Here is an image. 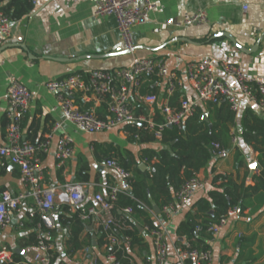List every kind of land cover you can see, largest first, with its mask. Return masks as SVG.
Masks as SVG:
<instances>
[{
  "label": "crops",
  "instance_id": "0c3cea01",
  "mask_svg": "<svg viewBox=\"0 0 264 264\" xmlns=\"http://www.w3.org/2000/svg\"><path fill=\"white\" fill-rule=\"evenodd\" d=\"M97 2L98 0H51L38 5L28 15L12 21L11 35L1 46L6 48L0 52V144L4 143L5 127L8 124L6 87L8 80L13 77L26 85L33 95L29 111L21 121L22 139L34 145L48 139L50 141L48 152L39 154L44 188L61 190L66 183L80 182V168L84 165L88 167V180L83 182L86 185V199L77 209L69 210L71 214L77 210L83 212L88 204L97 207L93 197L96 194L106 196L109 187L119 181L115 171L105 165L108 156L114 151L132 154L138 167L144 166L140 170L145 171L149 168L140 159L141 150L158 151L161 144L158 141L146 144L130 143L124 128L93 134L76 131L70 123L64 121L54 95L46 90L45 84L48 81L73 74L86 75L93 70L126 67L134 59L162 58L183 82L182 87L177 90L179 96L192 99L195 93L185 80V66L206 57L215 60L228 59L239 64L252 80L264 81L263 1L153 0L155 8L147 22L133 28L135 48L132 52L124 49L115 17L95 16ZM3 8H7V1L0 2V10ZM197 11H204L206 14L207 22L202 26H192L182 31L165 25L168 21L174 22ZM220 33L231 35L243 49L252 48L259 38L261 42L255 52L246 54L239 51L227 38L215 37ZM20 45H24L26 51ZM57 58L64 60L55 61ZM217 75L220 79L227 80L220 71ZM229 82L233 84L231 80ZM144 86V89L141 88L142 94L156 95L159 103L165 99L162 81L151 79L142 87ZM130 102L139 111H143L132 98ZM102 104L94 97L90 103L80 105L82 108L93 107L98 115ZM205 107L203 105L201 108ZM248 109L264 119L258 113L256 105L245 99L241 100L234 126L230 129V135L235 131L238 144L233 147L230 138L228 155L219 159L212 158L198 172L205 180L204 188L190 197L180 209L179 215L167 224L166 264L174 262L176 242L185 243L182 238L176 237L178 225L187 212L195 211L194 205L198 200L207 198L212 189L214 175L227 176L240 183L250 179L253 186L255 179L261 176L263 170L256 161L255 154L241 143L239 137L241 119ZM106 116L105 110L104 117ZM55 125L58 127L53 130ZM63 136L72 139L73 156L59 167L54 151ZM253 163H257L260 169L251 172L249 168ZM3 193L27 195L28 191L18 168L0 158V197ZM245 205L243 212L237 210L236 217L229 221L224 230L207 242L212 254L211 264H264V191L252 194L246 199ZM58 206V212L52 214L56 228V233L52 236L56 261L63 264H88L90 260H98L110 264L105 261L108 251L104 247L96 248V244L92 246V235L95 243L99 236L92 221H83L85 230L81 234L82 239L88 238L91 241V255L89 256V248L72 257L65 255L68 227L60 228L57 216L60 209L67 205ZM32 211V199L26 197L20 210L13 214L11 223L0 230V250L11 254V264L30 260L35 251L36 227L30 218ZM159 212L155 208L149 212L155 225L160 218ZM119 214L123 215L122 211ZM127 218L137 230L140 241L139 244H130L125 248L129 259L135 264H154V249L144 219L134 214ZM0 264L7 263L0 261Z\"/></svg>",
  "mask_w": 264,
  "mask_h": 264
},
{
  "label": "built area",
  "instance_id": "2783aa9c",
  "mask_svg": "<svg viewBox=\"0 0 264 264\" xmlns=\"http://www.w3.org/2000/svg\"><path fill=\"white\" fill-rule=\"evenodd\" d=\"M51 0H31L33 8ZM263 1L264 0H260ZM153 0H98L95 10L96 17L113 16L124 49L134 51L135 40L133 28L144 25L150 13L154 10ZM207 22L204 11L186 14L174 22L165 25L186 31L192 26H202ZM12 20L9 15L0 10V47L11 35ZM221 72L226 81L217 75ZM158 79L165 88V99L159 103L154 94H142L141 88L146 81ZM185 80L195 93L190 99L179 96L174 106L169 104L170 99L183 85L182 80L175 71H171L162 58L134 59L129 66L110 70H93L86 75L73 74L57 80L48 81L46 90L54 95L56 105L64 121L70 123L76 131L86 134L101 133L112 129H123L126 126H143L156 141L162 139V134L168 126L181 132L187 119L192 118L203 105H215L220 101H227L230 110L235 114L239 111L240 102L245 99L254 105L258 113L264 117V81H255L249 78L242 67L228 59L215 60L210 57L192 61L185 66ZM231 80L233 84L229 81ZM32 92L29 88L15 78H10L6 87V100L8 103V124L5 127L4 143L0 144V158L18 168L27 195H11L3 193L0 197V230L5 229L18 212L26 197L33 203L30 218L39 216L36 224V247L30 260L17 264H63L54 259L55 246L52 242L51 231L54 229L52 214L58 212L59 204H65L69 210L80 207L86 199V185L81 182L66 183L58 188H44L43 176L40 172L41 159L39 154L47 153L50 145L49 139L34 145L22 139L21 121L28 113ZM99 99L106 106V117L97 115L95 109L82 108L81 103H90L93 98ZM133 99L143 108L139 111L137 106L130 102ZM58 125L54 126L56 130ZM137 138V137H135ZM72 139L63 136L57 142L54 157L60 167L73 156ZM231 144H238L237 135L231 133ZM212 158L226 157L229 149L218 144H212ZM105 165L115 171L119 181L109 187L106 196L96 194L93 199L97 207H87L80 219L92 221L93 227L104 235L105 246L108 250L105 261L110 264H119L115 254L110 253L123 250L130 245L128 237H119L116 231H128L130 226L121 224L114 215L115 202L119 194L130 196L128 180L131 174L122 169L113 160H107ZM221 180H217L220 184ZM205 180L194 174L181 188L174 193L173 201L160 210V218L156 229L148 230L154 249V264L168 262L167 224L179 215L185 202L202 190ZM245 186H253L250 179L245 180ZM125 218L132 214L131 208L121 210ZM152 212V211H151ZM237 209H231L217 223L205 228L204 232L211 237H217L229 221L236 217ZM198 225L195 232L202 231ZM173 264H186L191 259L194 264H211L212 254L209 251H186L179 246L174 247ZM0 261L13 263L8 251L0 250ZM88 264H105L98 260H90ZM129 264H135L129 260Z\"/></svg>",
  "mask_w": 264,
  "mask_h": 264
},
{
  "label": "trees",
  "instance_id": "16d2710c",
  "mask_svg": "<svg viewBox=\"0 0 264 264\" xmlns=\"http://www.w3.org/2000/svg\"><path fill=\"white\" fill-rule=\"evenodd\" d=\"M4 1H7V8L1 10L5 11L12 21L21 19L33 10L31 0H0V2ZM142 88L144 89L145 86ZM178 97L179 93L176 92L170 99L171 106L176 104ZM105 110L106 106L103 103L98 110V115L104 117ZM204 113L208 115V122L202 120ZM235 119L236 114L230 110L227 101H220L215 105L208 104L205 109L199 108L192 118L185 121L181 132L175 128L164 130L162 139L158 141L161 144L158 151L141 150L140 159L149 168L145 171L140 170L132 154L119 151L111 154L110 152L111 156H108V160H113L131 174L128 180L130 196L119 194L113 212L121 224L128 225L131 229L116 231V235L121 238L128 237L131 245L140 243L137 230L128 218L119 214V211L125 208H131L132 214L141 216L149 230L156 229L157 225L151 221L149 212L155 207L161 210L172 202L174 193L194 174H198L208 165L212 159V144L228 149L231 138L230 129L234 126ZM124 131L130 143L146 144L156 141L143 126L128 125ZM239 137L241 143L255 154L256 161L263 170L262 174L255 179L254 186L248 187L245 186L246 179L240 183L227 176L214 175L211 181L212 189L208 192L207 198L198 200L194 205L195 211L187 212L184 220L177 227L176 237L182 238L185 243L176 242V245L186 251H209L207 242L211 236L204 232L205 228L217 223L231 209L236 208L243 212L246 199L252 194L264 191V119L258 117L252 110H246L241 119ZM87 169L86 165L80 168L78 180L82 183L88 180ZM218 179L221 180L220 184H217ZM89 206V204L86 205L85 209ZM210 211L212 215L208 214ZM80 214H82L80 210L71 214L69 208L64 206L57 216L59 227L62 229L68 227L65 255L70 257L91 247L90 239L81 238L85 226L80 219ZM32 221L33 226L36 227L39 216L35 215ZM198 225H201L203 229L196 233L195 228ZM55 233L56 228L51 231V235ZM34 237L36 242V233ZM96 240V248L105 246L106 242L102 233H99ZM110 253L115 254L119 264H129V255L125 248L118 252L113 249ZM56 258L57 255L54 253V259ZM186 264H194V262L186 259Z\"/></svg>",
  "mask_w": 264,
  "mask_h": 264
},
{
  "label": "water",
  "instance_id": "95a60500",
  "mask_svg": "<svg viewBox=\"0 0 264 264\" xmlns=\"http://www.w3.org/2000/svg\"><path fill=\"white\" fill-rule=\"evenodd\" d=\"M215 37H224V38H227L239 51H241V52H243V53H246V54H250V53H252V52H255L256 50H257V48H258V46H259V44H260V42H261V38H259L258 40H257V42L255 43V45L252 47V48H250V49H243V48H241L237 43H236V41L234 40V38L231 36V35H229L228 33H220V34H217ZM20 47L24 50V51H26V47L24 46V45H20ZM6 47H1L0 48V52L3 50V49H5ZM55 61H63L64 59H61V58H57V59H54ZM207 114H203V116H202V120L203 121H205V122H207L208 121V119H207ZM168 128L169 129H171L172 127L171 126H168ZM142 167H144L143 165H141L140 166V169H142ZM250 171L251 172H254V170H256V169H260V167L258 166V164L257 163H253L251 166H250ZM155 209H156V211H157V213L159 212V209H157L156 207H155ZM209 215H212L213 213H212V211H210L209 213H208ZM89 230H92V228L91 227H89ZM92 238H93V241H92V246L94 247L95 246V241H94V236L92 235ZM88 252H89V256L91 255V249L89 248L88 249Z\"/></svg>",
  "mask_w": 264,
  "mask_h": 264
}]
</instances>
